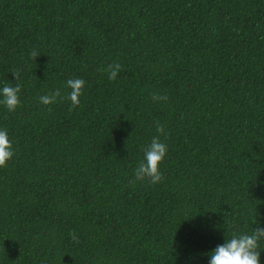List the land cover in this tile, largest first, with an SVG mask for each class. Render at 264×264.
Segmentation results:
<instances>
[{"label": "trees", "instance_id": "1", "mask_svg": "<svg viewBox=\"0 0 264 264\" xmlns=\"http://www.w3.org/2000/svg\"><path fill=\"white\" fill-rule=\"evenodd\" d=\"M70 78L78 107L39 102ZM8 84L0 264H209L264 226V0H0ZM158 135L164 179L135 181Z\"/></svg>", "mask_w": 264, "mask_h": 264}, {"label": "clouds", "instance_id": "2", "mask_svg": "<svg viewBox=\"0 0 264 264\" xmlns=\"http://www.w3.org/2000/svg\"><path fill=\"white\" fill-rule=\"evenodd\" d=\"M40 54L33 50L30 57L35 61ZM104 71L109 80L115 81L121 71L119 63L109 64ZM16 81L20 80L21 71L19 69L11 72ZM85 81L81 78H70L66 81V88L70 91L62 95L60 89H56L39 98V102L48 107L59 101L68 100L71 102L73 109L80 105V97L83 95ZM19 84L12 86L5 85L0 89V105H3L9 113H15L20 106ZM153 102L167 101L166 95L159 93L152 94ZM51 111V108H49ZM156 131L161 135H167L164 126L159 122L156 123ZM168 152V147L160 140V136L153 137L151 143L144 149V159L134 170L135 181H148L152 185L159 184L164 177L160 171V166ZM14 151L8 132L0 129V169L6 168L8 162L13 158ZM250 233H233L230 238L225 237V243L218 245L214 251L208 253L209 264H260V246L264 243V226L255 219ZM72 239H77L76 234L72 233Z\"/></svg>", "mask_w": 264, "mask_h": 264}]
</instances>
